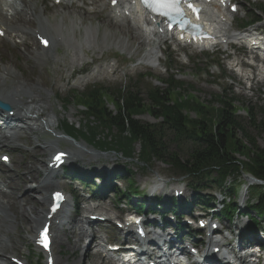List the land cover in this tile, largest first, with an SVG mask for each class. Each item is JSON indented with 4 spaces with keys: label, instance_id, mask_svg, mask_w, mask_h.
Returning a JSON list of instances; mask_svg holds the SVG:
<instances>
[{
    "label": "bare ground",
    "instance_id": "1",
    "mask_svg": "<svg viewBox=\"0 0 264 264\" xmlns=\"http://www.w3.org/2000/svg\"><path fill=\"white\" fill-rule=\"evenodd\" d=\"M69 1L63 0L65 5ZM110 1H85L86 5H90L89 8L92 7V12L104 11L109 17L108 20L106 19L100 24L87 23L88 15L84 10L76 15L70 12L60 14L59 11V13L55 12L50 15L45 13L42 16L36 7V0L0 1V28L4 31V36H8L7 39L11 41L13 48L19 50L16 55L21 57L26 64L25 68L18 64H12L13 62L0 64V101L8 104L14 111L11 116L8 112L7 115L16 119V127L18 128L17 130H14L13 127L4 128L11 134L1 132L3 136H0V148L7 146V144H14L15 134L20 131L34 134L35 139L44 127L54 133L52 140L38 144L44 145L45 148H36L35 151L26 153L21 158L13 159L14 165L11 169L0 168V183L9 188L8 191L3 188L0 189V259H4V254L9 249L18 248L21 240L24 239L22 234H31L35 227L37 230L46 220L50 192L58 190L55 186L60 183L59 180L47 169L46 165L37 159L39 154L46 153L53 144V146H57V143L62 139L53 120L48 115L50 99L54 95V90L59 86L64 87L63 83L68 82L74 76L75 71L81 68V65L88 63L87 59L99 60L104 52L113 45L121 46L128 54H134L143 45H147L149 48L145 51L144 58L150 60L156 52L157 43L163 41L160 34L153 32L152 25L148 23L144 25V21L137 13L132 0H117L114 7L109 6ZM76 2L78 0H73V3ZM84 5V2L78 3L76 7L83 9ZM125 11H128L129 15H124ZM17 15H22V20L19 18L17 22H14L12 19ZM231 17L227 10L205 7L203 21L207 23L209 28H212L215 36V42L207 41L206 46H212L217 41L241 40L243 38L227 32L230 22L232 23ZM20 20L21 22H18ZM49 23L51 25H48ZM110 24H116V26L111 28ZM101 28L104 29L101 30ZM31 29L32 31H30ZM37 35L49 40L47 48L37 44ZM246 36L248 35L246 34ZM48 65L51 66L52 71V82L48 88L51 87L52 93L43 91L42 86L45 82L40 80V75L37 76V80L31 78L33 73L31 71L34 66H37L40 72L44 71ZM230 67L239 68V64L233 61L230 63ZM259 70L263 76L264 68L260 67ZM4 72L7 74L4 75ZM63 72H66L64 76L62 75ZM237 72L241 77L246 76L245 79L249 81V71L237 70ZM115 73L114 64L100 65L88 72L86 76L77 79L76 83H81L87 78L107 77ZM18 74L21 76L19 77ZM16 140L18 139H15V142ZM77 149L80 154H88L83 146H79ZM75 152L69 153L72 158L76 159ZM28 178L34 180L36 184L27 193H24L23 190L28 185L26 182ZM248 181L251 182V179ZM162 185L160 183L157 187ZM22 202L24 204H21ZM97 209L88 212L86 215L78 214L77 218L74 216L67 226L64 221L61 220L57 223L56 220L62 214L64 215L65 209H63L50 220V229L57 246L67 237L66 234L62 233L64 230L72 235L73 244L71 246L74 247L79 246L78 244L82 239L87 237H91L92 242L100 239V242L92 244L93 246L88 252L101 254L104 264H108L112 259L101 252L100 245L103 239L100 238L98 231L93 230L87 234L85 228L82 227V224L89 219L91 214L109 215L105 206L98 204ZM54 264H65V260L54 259Z\"/></svg>",
    "mask_w": 264,
    "mask_h": 264
},
{
    "label": "rangeland",
    "instance_id": "2",
    "mask_svg": "<svg viewBox=\"0 0 264 264\" xmlns=\"http://www.w3.org/2000/svg\"><path fill=\"white\" fill-rule=\"evenodd\" d=\"M79 1V0H78ZM88 1V0H86ZM246 1V0H244ZM43 4H47V8L43 7L41 9L38 8L39 12H41L42 16H44V14L46 13L47 15L55 13L60 11V14L62 13H72L73 15H76L78 13H80L81 10H84L88 17L86 18V22H92L93 24H97V23H101L104 20H108L109 17L106 16L105 19L102 17L103 13H101V17L98 14L99 12L102 11H94L92 12L91 9L92 7L89 8L90 5H84L83 9H78L76 7V4H78V2L73 3V0L69 1L68 4L65 5L64 3V7H60V6H55L52 7L47 1L45 0H41V4L40 7ZM82 4V3H79ZM38 5V4H37ZM251 5L252 3L248 0L247 6ZM246 10L249 9H242L240 10L237 14H235L233 16V28L237 29L239 26L237 23H241L243 21H246L248 19V14ZM260 15H263L260 13V11H257ZM23 13V12H22ZM106 15V13H105ZM21 19L22 20V15H17L13 17V21L17 22V19ZM102 19V20H101ZM18 21V22H21ZM48 25H51L50 23ZM52 26H54V24H52ZM116 26V24L112 25L110 24L111 28H114ZM104 28H101V30H103ZM32 31V29L30 30ZM40 31V30H39ZM19 41V39H17ZM7 41L11 42L9 39H7ZM6 40H1L0 41V64L2 63H6L8 62V64H10V62H13L12 64H18L20 67L25 68L26 64L23 61V59L21 57H18V55H16V53L19 51L16 48H13V46H10V43L7 42ZM17 43V42H16ZM38 45H40L37 42ZM116 47H110L109 49H107L103 56L106 53V56L103 58L104 61L103 62H99L100 63H110V64H114V66L116 67V73L114 75L111 76V79H106V78H95V79H90L84 82H81L80 84H75L76 78H80L81 76H79L80 74H75L74 78H70V80H68V84L67 83H63L64 87H57L54 90V95L51 97L50 99V110L48 111V115L49 117H51V119L54 122V125L56 126V130L61 134L62 139L57 143V146H51L52 148H49L47 150V152H43L42 154H39L37 156V159L39 161H41L44 165H46L44 162H46L48 160L49 157V153L56 148H60V149H69L72 151H76L75 155L77 156L76 159H80L78 160V162L76 163L75 167H78L81 171H96L99 169H106V170H110L111 167H116V169H120L122 167L128 168L129 169V176L132 180H134L135 185L138 187L137 189L143 190L145 192V189H148L149 187H151L153 184H155V182L158 181H169V182H186V177H181L179 175H177L176 173H174L171 169H169L168 166L158 162V161H152L148 163L147 167H142L140 163H137L135 161H128L126 159H123L120 157V155H115L114 153L107 151V152H98L96 151L97 149L94 148V143L91 142H87L84 138H81L78 132H75L73 135H77L76 140H69L67 138H65L64 132L62 130V124L63 122H67V124L69 125L70 123L74 124L77 128H83L82 131H84L85 127H83L84 122L82 120V114H81V108L75 106L74 104H72V99L70 100L68 98V96L72 95V92H80L83 91L84 88L89 85V84H101L104 87L108 88V91L110 90H116L119 89V87H122L124 85H137L141 90H144V88H146V85H149V83H151L152 86H159L160 83H158L156 80L146 77L144 79H140L139 74H141L142 72H144V70H150V72H152V74L154 76L157 77H162V78H166L167 76V72H163V68L160 67L159 69H153V68H148L147 65L145 64H140L141 62L145 61L143 60V56L145 57L144 54V47L138 49L134 54H128L127 51L125 49H122L120 47H118V45H113ZM144 46V45H143ZM146 47V46H145ZM13 48V49H12ZM174 48V47H173ZM173 48L170 47V49L163 53L162 50L159 51V53L157 54L158 56L163 55L165 57V62L166 64H168L171 67V71L176 74V78L179 80H182V82L188 86V88H190L191 90H189L190 94H192L193 96L195 95V97L201 101V102H206L209 101L210 99H212V96L215 94H225L227 97H235L237 100L235 103L242 105V106H248V105H263V101L261 100V96L260 94L263 93L264 91V79L262 81H257L258 78L255 77V79L251 82L246 83L244 81L243 78H241L240 76H238L236 73H234L230 68H229V64L232 63V59H234V57L230 56V54L233 53V49H228V51L224 52V48H215V50L211 53H201V54H197V55H192V56H187V59L184 58V62H182V58H180V56L178 55V53L173 52ZM121 51V52H120ZM182 52H185V49H181ZM102 56V57H103ZM241 56V55H239ZM101 59V58H99ZM242 59H243V55H242ZM240 60V58L236 59V63H238V61ZM11 64V65H12ZM118 67H117V66ZM29 66V65H28ZM95 66V65H94ZM94 66L89 67L88 65L86 66V68L83 70L85 72L91 70L92 68H94ZM33 67V66H30ZM222 69H224V72L222 71ZM77 70H81L77 69ZM76 70V71H77ZM245 70H249L248 67L245 68ZM75 71V72H76ZM33 72L31 74V78L37 80L38 79V75L40 73V80H42V82H45V84L42 86V89L44 92H51V87H49V84L52 82L51 78H52V71H51V66L48 65L47 68L43 71L39 72V69L37 66H34L32 68ZM90 72V71H89ZM254 72H257L256 70H254ZM7 72H4V75H6ZM66 74V72H63L62 75L64 76ZM88 74V73H87ZM18 76L20 77L21 75L18 74ZM102 77V76H101ZM109 77V76H107ZM37 82V81H36ZM243 82V83H242ZM39 83V82H38ZM48 85V86H47ZM66 85V86H65ZM161 86V85H160ZM65 88V89H64ZM52 93V92H51ZM183 95H185L186 93L184 91L181 92ZM67 97V101L70 102V104L68 105L67 109L64 110L61 108L60 103L61 101H63V99ZM254 103V104H253ZM214 104L216 105V103L214 102ZM106 105L110 108V109H114V107H112V105L109 102H106ZM254 111H256V118L257 120L261 117V112L258 109L257 106L254 105ZM240 115V119L242 120V122L244 124H246V132L249 133L252 137L255 138V143L256 145L261 148L264 149V132L262 133H258L257 130L250 124L247 123V120L245 119V114L244 113H239ZM190 116H195L194 113H191ZM138 119H140L142 122H146V123H154V119L146 112L142 113L141 115L137 116ZM32 125V124H31ZM64 128V127H63ZM43 131V132H42ZM21 133V135H20ZM54 133L51 132V130H49L47 127H44L43 129L40 130V135L37 137V139L34 138V134H29L27 132H23L20 131L18 134H15V139H19L20 136V140H19V144L21 145V148L18 149H14V146H10V151H8L11 159H12V166L14 165V160L13 158H21L22 155L26 154V153H30L35 151V149H39L41 147H44V145H38L40 142L43 141H49L52 140ZM0 136L2 137L3 135L0 132ZM15 139H14V143H15ZM17 141V140H16ZM79 146H83L87 151L88 154H80V152L78 153V149L77 147ZM33 147V148H32ZM13 148V150H12ZM28 148H32L30 151L28 150H24V149H28ZM51 149V150H50ZM6 149L1 148L0 151H5ZM139 150V145L135 144L134 146V151H135V155L137 154ZM26 151V152H25ZM95 157H93V156ZM238 156V155H237ZM134 157V155H133ZM239 157V156H238ZM240 159H242L243 157H239ZM75 159V160H76ZM90 164V165H89ZM105 165H109L108 168H105ZM11 167H7L4 168L3 166H1L0 168L8 170L11 169ZM111 173V172H109ZM155 181V182H154ZM27 182V186L24 188V193H27L29 191V189L31 187L35 186V182L32 179H29L26 181ZM61 183H59L58 185H56V188H59L60 190L67 192V184L65 183V180L60 181ZM65 183V184H64ZM116 183L119 184V187L124 190L128 185V181L126 180V177H122L121 181L116 180ZM116 184V185H117ZM160 184V183H159ZM72 187V189L74 190H78L79 186L77 184L74 183V181H72V184L70 185ZM1 189V187H0ZM9 190V188H8ZM188 196L192 195V191L190 189L187 190L186 193ZM107 196H109V194H107ZM121 195H114L113 193V197L110 198L108 201H106V206L107 208H110V211L113 209V212H115V214H118V208L122 207L121 205H119L118 207L116 206V200L120 197ZM108 198V197H107ZM21 204H24V202H22ZM84 207V204L80 203V205L78 206V209L76 208L77 211H81L82 208ZM117 208V209H116ZM1 210V209H0ZM74 211L73 208H71L70 206L67 208L66 211V216H64V218L66 220L70 221V218L68 217V212L72 213ZM112 212V213H113ZM63 216V214H62ZM62 216L57 218V221L59 220V222L62 220ZM78 216H76L75 218H77ZM237 222V226L241 225L243 226L245 219L244 217L238 219V221H234ZM66 226L69 224L68 222H65ZM223 223L227 225V222L225 220H223ZM40 224V223H39ZM39 224L37 225V227L39 226ZM236 226V225H235ZM240 226V227H241ZM230 229H233L234 224L230 223V225L228 226ZM36 230V227L33 229V232L31 234L29 233H25L22 234L23 235V240H21L19 246L17 249L15 250H11L9 249L5 254H4V259L6 257H10V256H15V257H19L22 258L26 261H28V264H44L45 263V257L42 256L39 251L37 249H35V247H33L32 243L30 242L29 237L34 235V232ZM63 233V232H62ZM68 234V233H67ZM110 237H113L112 233L109 234ZM100 238L103 239V237L100 235ZM54 240V239H53ZM100 239H96L94 240L92 243L93 245L96 244ZM73 242V237H67V239L65 238V240L62 241V243H60L59 246L55 245L53 246V250H54V257H56L55 259L59 258L60 260H65L66 264H73L74 262V254L78 253L77 251H80V249H82L81 247L83 246V242H80L78 244L79 246H71V244ZM92 245V246H93ZM80 253V252H79ZM78 253V254H79ZM89 255H94L91 254L89 252H87V256L89 257ZM83 264H99V260L97 258H85V262Z\"/></svg>",
    "mask_w": 264,
    "mask_h": 264
},
{
    "label": "trees",
    "instance_id": "3",
    "mask_svg": "<svg viewBox=\"0 0 264 264\" xmlns=\"http://www.w3.org/2000/svg\"><path fill=\"white\" fill-rule=\"evenodd\" d=\"M189 90L172 77L165 88L149 87L145 97L138 88L127 86L110 94L112 110L104 101L105 93L89 89L80 95L85 107L84 131L72 123L62 125L68 134L77 136L73 134L78 132L100 150H114L126 158L132 157L138 144L143 165L159 161L177 175L187 176L188 185L195 190L220 186L228 176L239 177L241 170L264 180V149L256 145L235 115L234 98L213 95L203 103ZM261 110L262 116L256 120L254 108L248 107L249 123L258 133L264 132ZM144 112L156 122L138 119ZM257 193V204L249 206L262 217L264 187H258ZM198 198L203 197L196 195ZM222 214L229 216L227 209Z\"/></svg>",
    "mask_w": 264,
    "mask_h": 264
},
{
    "label": "snow or ice",
    "instance_id": "4",
    "mask_svg": "<svg viewBox=\"0 0 264 264\" xmlns=\"http://www.w3.org/2000/svg\"><path fill=\"white\" fill-rule=\"evenodd\" d=\"M115 2H116V0H113V3H115ZM142 2L147 3V0H142ZM152 3H153L154 5H156V6H158V7L161 8V9H169V8H175V6H176L177 3H178V0H152ZM190 7H191V5H190ZM176 10H178V9H176ZM160 14H161V15H167L168 12H167V11H162ZM57 159H59V157H57ZM55 197H56L57 199H59V198H60V194H59V193H56V194H55ZM53 210H55V207L53 208ZM40 235H41L42 238L46 236V227H45V229L41 232Z\"/></svg>",
    "mask_w": 264,
    "mask_h": 264
}]
</instances>
